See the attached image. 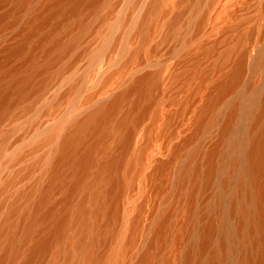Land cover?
<instances>
[{
	"label": "bare ground",
	"instance_id": "obj_1",
	"mask_svg": "<svg viewBox=\"0 0 264 264\" xmlns=\"http://www.w3.org/2000/svg\"><path fill=\"white\" fill-rule=\"evenodd\" d=\"M228 17L221 0H0V264H264V0L201 71L167 63L210 54L195 36Z\"/></svg>",
	"mask_w": 264,
	"mask_h": 264
},
{
	"label": "rangeland",
	"instance_id": "obj_2",
	"mask_svg": "<svg viewBox=\"0 0 264 264\" xmlns=\"http://www.w3.org/2000/svg\"><path fill=\"white\" fill-rule=\"evenodd\" d=\"M259 0H221L225 4L227 14L229 17L218 24L217 29L212 32L200 33L195 36V43H208L212 42L214 45V50L205 56L204 58L200 57L199 61H192L193 58L198 54V49L195 44L191 47L188 46V49L182 56H178L175 58V61H167V63L172 66L175 70H180L182 68H189L195 64L196 70L201 71L205 66L211 63L216 58V54L225 46L230 45L235 35L238 31H243V29L250 24L249 19L253 15V9L258 4ZM232 23V26L229 28V24ZM235 25V26H233ZM207 38V39H205ZM264 45V39L259 42L253 43L249 48V53L254 55L258 52L261 46ZM226 62L223 64L225 66ZM154 68V65H149L144 68V70H150ZM221 71L218 69L214 72V76L212 79H215L220 75ZM264 75V69H258L252 77V87L253 89H257L262 82V78ZM245 78L251 77L250 69H247L245 72ZM211 85V81L207 82L203 88V94L193 102L194 104L191 106V109L187 110L184 114L183 118L176 123H172L169 128V132L167 134L165 149L159 152L157 155L161 159H165L168 155V149H170L175 143H177L185 134H187L192 127V118L194 109L196 106L202 101L205 91ZM189 87L185 88V91L180 93L179 96H183ZM244 102H241L238 110V117L234 123V127L236 128L241 121V117L243 115L242 111L244 108ZM179 104L177 102L171 103L167 105L163 111L162 117L168 116L169 114H173L178 109ZM211 139V138H209ZM215 180H213V186L215 185Z\"/></svg>",
	"mask_w": 264,
	"mask_h": 264
}]
</instances>
